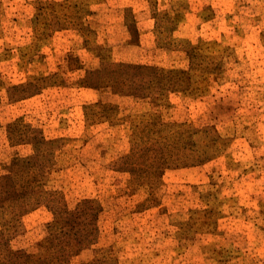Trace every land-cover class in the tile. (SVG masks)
I'll return each instance as SVG.
<instances>
[{
    "label": "rangeland",
    "instance_id": "1",
    "mask_svg": "<svg viewBox=\"0 0 264 264\" xmlns=\"http://www.w3.org/2000/svg\"><path fill=\"white\" fill-rule=\"evenodd\" d=\"M264 264V0H0V264Z\"/></svg>",
    "mask_w": 264,
    "mask_h": 264
},
{
    "label": "trees",
    "instance_id": "2",
    "mask_svg": "<svg viewBox=\"0 0 264 264\" xmlns=\"http://www.w3.org/2000/svg\"><path fill=\"white\" fill-rule=\"evenodd\" d=\"M29 258L28 256L24 255L21 251L14 252H8L7 255L3 258V260L6 262L5 264H24L25 262L23 260H27Z\"/></svg>",
    "mask_w": 264,
    "mask_h": 264
}]
</instances>
